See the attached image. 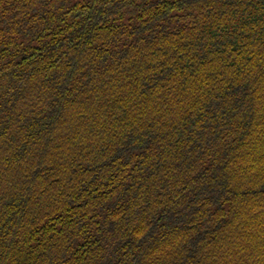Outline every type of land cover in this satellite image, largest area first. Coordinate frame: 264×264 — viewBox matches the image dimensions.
Listing matches in <instances>:
<instances>
[{
	"label": "trees",
	"instance_id": "1",
	"mask_svg": "<svg viewBox=\"0 0 264 264\" xmlns=\"http://www.w3.org/2000/svg\"><path fill=\"white\" fill-rule=\"evenodd\" d=\"M0 264H264V0H0Z\"/></svg>",
	"mask_w": 264,
	"mask_h": 264
}]
</instances>
